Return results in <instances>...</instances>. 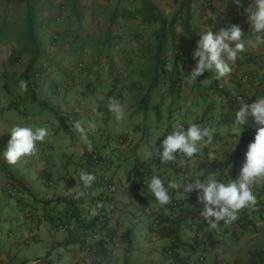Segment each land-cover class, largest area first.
Masks as SVG:
<instances>
[{"label": "crops", "instance_id": "obj_1", "mask_svg": "<svg viewBox=\"0 0 264 264\" xmlns=\"http://www.w3.org/2000/svg\"><path fill=\"white\" fill-rule=\"evenodd\" d=\"M14 1L15 5L13 6L15 8V14L7 19H5L6 5L2 6V4H0V25L3 24L4 20H7V24H12L16 20L21 30L26 31L25 19L28 9L31 8L38 25L39 41L43 44L45 53H48L46 49L48 50L50 37L53 32H58L62 37H67L72 31H78L80 34V42H78L72 50L66 51L63 48L56 49L54 52L52 49L49 50L51 51L49 55L53 58V61H55L53 66V70L56 69L57 73L55 78H49V73H47L39 84L35 86L30 85L26 87V89H22L20 87V81H25L24 72L26 64L29 62L30 55L28 53L22 54V61L9 63L7 66L3 65L2 71L4 74L6 76L10 75V78H14V81H11V84L7 85L9 87V92L13 93L14 96L18 98L19 106H25L27 109V111L21 112L16 106V109L26 117L23 123L26 124L32 120L33 116L38 115L37 117L42 123V125L40 124L41 126H46L49 129L51 127L56 128V134L54 133L56 136L61 126L66 123L65 119H67V116L72 114L78 116V112L73 105L74 97L76 95H93L96 92H99L98 101H100L101 104L107 103L106 108L108 109H111V103L116 102L122 106L126 113L129 106L135 103H141V111H146L143 122L138 123L137 121L134 128L123 131V133L120 134L114 133L111 128L113 122H116L118 126L116 113L111 110L110 114L114 113L113 115L103 116L100 114L99 120L101 122L99 121V125L96 126L98 128L96 131L99 133V141L95 146L92 148H84L75 159L73 153L71 157L61 158L60 162H57V164L54 162L52 164L49 163L46 167L42 168L40 167L41 162L52 161L53 151H51L49 144L54 134H49L43 141H37L35 151L31 154L22 156L23 162L20 166L16 163H9L7 161L4 153L8 147H1L0 144V170H3L4 177V179L0 181V188L2 191L7 192L4 187L6 179L11 177L17 179L19 188L22 189L23 193L16 199V202L22 211L27 205L50 202V206H52L57 201H61L62 203L63 200L69 198L72 192L68 190L65 184L64 175L71 172L69 170H76L83 166L87 154L94 151L107 158L106 170L111 179L114 180L119 187V192L115 197V205L108 219L109 226L116 229V227L112 225V221L116 219L114 216L115 206L118 203L123 204V207L125 206L126 203L121 195L122 192L127 190L126 187H129V183L132 179L136 180L135 188H137L136 185L140 179V175L133 173L136 162L139 161V164H141L142 167H140V170L144 169L143 166H152L155 160L162 156L164 150L163 140L174 131V126L178 123H183L185 129H187L188 122L199 124L207 111L206 114L209 118L208 127L216 128L212 136V142L210 144H203L200 151L193 158H189L178 151L175 155L177 160L182 163L183 167H166L155 170V175L160 176L161 180L166 182L164 187L167 189L169 197H176L178 199L187 198L189 192L184 191V182L188 179L194 182L195 176L203 173V175H200L202 180L205 174L202 169L204 168L205 162L212 161L213 159H224L229 153L237 151L238 145H235V147L232 141H239L237 137L238 127L235 123L239 105L234 104L232 97L240 87V76L244 73H256V78L252 85V94L254 96V98L253 96L252 98L255 99L257 93L259 95H264V44L253 46L257 35L260 34L252 31L251 24L247 19V14L243 11V9L251 3V0H243L242 6L236 5L233 0H190V12L193 16L190 25L193 35L185 34L182 25H177L176 33L178 39L176 42L178 43L175 45V48L179 47V49L181 48L184 50L186 60L183 64L178 66L176 73L173 69V60L169 58L166 60L164 59L165 69H160L159 65L162 64V59L161 64L158 65V62L152 59V52L146 46L149 42L153 41V33L159 28V25L149 26L136 19L126 21L123 17V13L125 8H128L127 6L116 5L110 0H75L73 3L76 4L72 5H68L72 0H55V10H46L43 14L45 15L47 13L51 16L56 12L58 13V17L56 19L54 17L50 23H46L41 21L42 12H40L38 8L40 5H36L34 0ZM152 1L157 4L160 11L165 16L171 18L181 6L189 0ZM61 2L65 4L63 8L59 7ZM73 5H75V8H73ZM85 10L88 11L86 12ZM83 13H89L91 17L89 19H84L82 18ZM115 13H117L115 17L117 18L116 23L112 24L111 18ZM98 17L100 18L98 19ZM77 18L80 21L77 22ZM75 24H78L79 29L75 28ZM230 24H238L241 27L243 33L242 39L246 44L245 50L238 54L236 61L230 62L232 65V72L218 79V88L212 85L213 79L216 77L215 72L205 70L197 79L192 80L189 75L195 67L198 58L193 57V53L197 49V46L192 44L190 41L191 37L192 39H201V35L204 31L211 29L213 32H218L221 28ZM49 31L51 35L45 36V32ZM108 33H112V35L119 37L123 45L130 50V54L119 62V78H122L120 77L121 70L124 71L126 69V73L123 79H119L118 81L113 80L114 76H111L110 73H105L110 72V70H106L107 67L103 68V66H105L104 64L98 65L96 63L98 58L97 51L102 47V42L107 37ZM5 34L1 38L0 54L7 57L9 52L5 51L8 49V43L15 42L17 44V50H21L22 45L17 40L21 35L17 31H11L9 35ZM169 41L171 42V39ZM230 44L234 47L235 42H230ZM171 50H174V46H171ZM167 52H169V50ZM173 52H176V50ZM54 54H56L55 57H53ZM246 54H250V57L247 58L245 56ZM164 55H166V53L163 52L162 57ZM65 58H70L71 62L66 64L64 62ZM126 58H132L135 59V61L133 64L128 65ZM77 61H83L85 63V67L82 71L73 67L74 63ZM156 74L158 75L157 79H155ZM177 78L186 81V84L193 90L203 87L206 88L213 101H208L204 104L199 103L196 101V98H200L199 95L201 94L197 93L194 100H188V98V101H186L183 98L184 101L180 102L182 87L181 85L179 87L175 85ZM6 79L5 77V80ZM12 82L15 84L13 85ZM86 84H88V86H86ZM100 84L104 87L102 91L98 90ZM138 87L142 88L143 97H137L133 94L134 90L138 89ZM138 90L140 91V89ZM130 92L132 93L130 94ZM3 98V92L0 91V100ZM127 101L128 103L130 102L131 105L126 104ZM31 103L41 105L43 110L37 111L36 107L33 105H30L32 108L30 107L29 110L28 106ZM7 106L9 105H5L3 110L9 109ZM101 108H105V106ZM160 108L161 111H159ZM176 109L181 111L183 117V119H180L178 122L173 121L172 115L170 114L171 111H175ZM9 117L12 118L11 112ZM6 121L9 126L15 125L12 121ZM159 121H161L162 128L159 132H156L158 128L157 123H159ZM68 122L76 123L78 121ZM103 122L106 125H103ZM121 126H124V123H121ZM102 127L104 129H102ZM7 129L8 128L3 127L0 131L5 133ZM124 133H127V136L122 135ZM157 134L160 135L157 136ZM121 136L125 137L124 142H120L119 138ZM243 136L244 134L241 133L240 138ZM114 139L121 145L119 155H114V153H109L104 149L109 145L110 140ZM205 140H207V138H205ZM155 145L158 146L155 148ZM209 151L216 153L215 158L209 157ZM245 156L246 154L244 157ZM34 159H37L35 164L33 163ZM73 162H75V165L72 167ZM243 166L244 165H241L239 168L233 169L231 165L228 169L224 170V172L216 175V178L221 181L225 179L239 180ZM118 179H120L122 184L121 187L125 186L122 190L117 183ZM171 181H177L179 187H171ZM140 190L142 191L141 200H143V197L157 199L149 187H142ZM258 192L259 190L257 189V195ZM72 197L75 199L76 195L73 193L71 198ZM1 202L0 199V203ZM148 202L150 201L147 200V204H149ZM158 203L161 208L158 214L151 217L150 220L152 218L155 219L160 214H166L172 211L169 201L167 204H161L158 200ZM59 208H61V206ZM202 213L200 215L192 214L188 216L180 232L183 241L194 242L196 237L202 238L201 244L205 245L203 256H207L206 260L200 262L197 260L198 254H194L190 258H187V262H185L182 258L184 254L182 252L181 255L174 259L167 255V258L163 259L164 262L167 264H224L225 262L230 264V258H232V262L235 258L237 260L239 259L240 255L238 253H241L242 259L245 258L244 254H242L244 251L243 242H245V240L242 241V239L254 229L243 230L234 227L237 219L232 223H229L228 220L224 223L220 221L219 224L217 223V227L213 228L212 225H208V223H210V220L215 221V217L208 218ZM111 217L114 218L111 219ZM44 223L51 228V237L54 241H56L60 235L66 240V235L63 232L55 233V229H53L52 226L47 222ZM195 225H197V227L194 228ZM3 226L4 225H0V231ZM40 226L41 225L35 219L24 222V228L27 230V234L28 231H33L37 235L38 239L35 241L41 240L38 233ZM127 230L128 233H130V227ZM132 233L129 234L130 240H132L133 237ZM153 233L160 237L156 232ZM254 235L255 234L252 236ZM218 236L222 237V239L219 238L220 240L217 242ZM115 238L117 237L115 236ZM160 238L164 239V243L162 244L164 249H166L167 246H171V239ZM233 240H237L238 243L242 241V243L238 245L236 242L232 243ZM4 245L5 242L0 239V264H6L8 259L5 254L6 249ZM188 246L190 247V245ZM237 246H240L238 250ZM218 247H223L226 253L229 251L234 253L236 249L237 256H233L230 252L228 254L230 258L227 259V254L226 257H224V254L222 256L224 260L221 261L219 256H217ZM179 248L182 250L181 247ZM21 252L20 249H18V251L16 250V252H11V257H13L12 260L18 258L20 253V255L22 254V258L18 261V264H26L30 259ZM105 257L109 258V260L112 259V255L104 256L102 253H97L95 255L86 254L82 252L78 246L72 255L75 264H106ZM34 263L37 262L34 261ZM109 264L114 263L110 262ZM237 264L239 263L237 262Z\"/></svg>", "mask_w": 264, "mask_h": 264}, {"label": "rangeland", "instance_id": "obj_2", "mask_svg": "<svg viewBox=\"0 0 264 264\" xmlns=\"http://www.w3.org/2000/svg\"><path fill=\"white\" fill-rule=\"evenodd\" d=\"M86 12L88 10H85ZM47 14V13H46ZM45 14V15H46ZM36 19V18H35ZM80 21L77 18V22ZM75 28L79 29L78 24H75ZM48 33V34H47ZM46 35H51V32H45ZM178 43V42H177ZM176 43V44H177ZM8 49L5 52H8L9 49H11L12 46H16L17 44L15 42L8 43ZM175 44V45H176ZM17 47V46H16ZM49 49V47H48ZM46 52L48 50L46 49ZM48 53L43 54V57L41 58L39 64H42L45 59L47 58ZM46 55V56H45ZM5 55H1L0 57H4ZM177 54L173 52V50H169V52L166 53L161 59L162 64L159 65L160 69H165L164 61L166 59H176ZM70 59V58H69ZM165 59V60H164ZM65 62V61H64ZM68 64L67 62H65ZM85 64V63H84ZM120 64L119 62L115 63H107L103 68L107 67L106 70H113L117 71L119 70ZM3 65L0 64V91L3 92V99L0 100V130L3 127L8 128L5 133L0 131V144L1 147L4 146V148L8 147L9 140L11 139V129L15 126H30V127H41L42 123L40 122L39 118L37 116H33L32 120L27 122L26 124L23 123V120L26 118L23 116L19 111H22L21 107L19 106V103H14V96L13 93L9 92L8 84H11V81H14L13 77H9L10 75L6 76L4 72L2 71ZM49 78H55L57 76L56 69L52 71H48ZM106 74L110 72H105ZM46 76V75H45ZM44 76V77H45ZM5 77L7 78L5 80ZM183 82V83H182ZM14 85L15 83L12 82ZM17 84V83H16ZM175 85L179 87L181 85L182 87V94L180 102L195 99L197 93H200L202 95H199L200 98H196V101L199 103H206L208 101H213L211 98V95H209V92L206 88L196 89L193 90L189 85L186 84V81H182L181 78H177ZM104 89L103 85L100 84L98 90L102 91ZM140 89V91L138 90ZM138 89L134 90V95L137 97H143L144 94L142 92V88L138 87ZM132 92H130L131 94ZM98 95L99 92L94 93L93 95L87 94V95H76L73 99V105L76 108L78 112V122H68L67 119H65V122L60 130L58 131L57 135H53L51 139V143L49 144L51 147V151H53V157L52 161H44L41 162L40 167H46L49 163L52 164L53 162L57 164V162H60L61 158H67L68 156L71 157V155L74 153V159L79 156V153L84 148H92L95 146L99 141V133L96 131L99 124V115L102 114L103 116L113 115L114 113L110 114V111L112 109L106 108V104H101L100 101H98ZM184 98V99H183ZM189 98V99H188ZM18 99V98H17ZM188 99V100H187ZM29 101V100H28ZM24 103V102H22ZM4 104V105H2ZM126 104L131 105V103L128 101ZM141 103H135L132 106H129V108L126 110L124 119L117 122L118 126L116 125V122H113L111 125L112 131L114 133L120 134L123 133V131H128L135 127L137 121L138 123L143 122L144 118L146 116V111H141L140 107ZM234 104H237L234 102ZM5 105L9 109L3 110ZM23 105V104H22ZM30 105H33L36 107L37 111H42L43 108L41 105L38 104H29L28 108L30 110ZM16 106L19 108L16 109ZM105 108H101L104 107ZM32 108V107H31ZM108 109V110H106ZM161 111V108L160 110ZM10 112L12 114V118L9 117ZM90 112H93L92 115H90ZM29 114V113H28ZM39 114V113H38ZM165 114V113H164ZM170 114L172 115L173 121L178 122L180 119H183L181 115V111L175 110L171 111ZM139 115V116H137ZM28 116V115H26ZM138 119V120H137ZM6 120L12 121L15 125L9 126ZM101 122V121H100ZM254 122V119L252 117H249L248 126L245 127L244 131L242 132L245 134H250L256 130V127H253L252 124ZM121 123H124V126H121ZM41 124V125H40ZM79 125V127H77ZM103 125H106L103 122ZM157 130L156 132H159L162 128L161 121L157 123ZM102 129H104L102 127ZM169 132V131H168ZM122 135H126L127 133H124ZM232 144L235 146L238 145V141H232ZM158 145H155L156 148ZM161 146V145H159ZM109 153H114V155H119L121 150V145L118 143L116 139L110 140L109 145L104 148ZM244 161L246 162V156L244 158ZM23 162V158L21 157L16 164L19 166ZM37 162V159H34L33 163L35 164ZM244 162V163H245ZM243 163V165H244ZM43 164V165H42ZM75 165V162L72 163V167ZM74 171V170H69ZM68 175L66 173L64 175L65 177ZM4 179L3 177V170H0V181ZM117 183L120 186V189L122 190L125 188V186L121 187L120 179L117 180ZM136 180L132 179V181L129 183V187H126V191L122 192V197L125 200V206L123 207V204L118 203L116 204V209L114 211V216L116 219L112 221V225L116 227L117 235L115 240L112 242V259L109 260V258L105 257L106 264H109L110 262L114 264H125L126 259L129 264H167L164 262L163 259L167 258V254L165 253V249L163 248L162 244L164 243V239H161L160 237L156 236L154 231L151 229L152 222L150 220L151 217L158 214L161 206H159L158 199L152 198V197H143V200H141L142 191L138 188H135ZM264 187V180H262L259 183V186L255 188L257 191ZM71 191V189H69ZM73 193L69 195L72 196ZM10 196L7 194V192L2 191L0 188V225H4L3 228L0 231V239L5 242V249H6V257L7 263L6 264H18L20 259L22 258V254L18 255V258L13 259L11 257V252H16L18 249H20L30 260L26 264H75V262L72 259V255L74 254V250L77 249V244L74 242H67L63 239L62 235L56 239V241L53 240L51 237V228L47 226L46 223L40 224L39 227V237L41 240L35 241V239H29L27 237V230L24 228V222L20 219L22 210L20 209L19 205L17 204L18 197ZM67 199V198H66ZM147 200L149 204H147ZM257 209L260 210L257 215L254 216L255 220V228L251 233H248L245 238L242 239L245 240L243 242V248L244 251L242 254H244L245 258H241V253H238L240 255L239 259L232 262V258H230V255H228L230 252L233 254V256H237L236 249L234 250V253L232 251L224 252V248L221 247L217 248V256L221 259V261L224 260L222 257L224 254L227 259L231 261L230 264H249V263H255V264H264V252L261 251L264 250V202L260 205L257 204ZM146 207L149 208L153 213L152 215H148L146 213ZM256 209V210H257ZM117 212V213H115ZM114 217H111V219ZM216 219V218H214ZM64 220V219H62ZM4 221V222H2ZM221 221V220H220ZM219 221V222H220ZM218 222V224H219ZM208 225H211V223H208ZM221 225V224H220ZM54 227V226H53ZM130 227L132 233V240L130 244V252L126 251V248L128 247V243L125 239V234L128 233V228ZM197 227V225L194 226V228ZM12 229V230H10ZM8 231H12L11 234H9ZM128 233V235L130 234ZM63 234V233H62ZM65 234V233H64ZM255 234L254 236H252ZM66 235V234H65ZM221 235V234H220ZM204 238V237H203ZM222 239V237L218 236L217 242ZM117 239V240H116ZM215 241V242H216ZM237 240H233L232 243H238ZM67 242V243H65ZM69 247V248H68ZM237 250L240 248V246H237ZM206 255L204 256V259L198 258L197 260L200 262H203L206 260ZM234 258V257H233ZM240 260V261H239ZM36 261L37 263H34Z\"/></svg>", "mask_w": 264, "mask_h": 264}, {"label": "clouds", "instance_id": "obj_3", "mask_svg": "<svg viewBox=\"0 0 264 264\" xmlns=\"http://www.w3.org/2000/svg\"><path fill=\"white\" fill-rule=\"evenodd\" d=\"M233 2L238 6L243 5V0H233ZM243 11L247 14L252 31L260 34L257 35L253 46L264 44V0H251V3ZM242 37V29L238 24H230L218 32H213L211 29L204 31L198 41L197 49L193 53V57L198 59L189 75L191 79H197L205 70L215 72L217 79L231 73L230 62L236 61L238 54L243 52L246 47ZM230 42H235L234 47ZM20 87L26 89V82L20 81ZM239 104L240 108L236 113L235 120L238 127V140L245 127L248 126L249 117L254 119L252 126L256 127V135L248 145L246 162L241 170L239 180L225 179L221 181L216 178V174H209L206 179L201 180L200 175H203L201 173L195 176L194 182H184L185 192L202 190L200 199L206 202L202 214L208 218H216L215 221L210 220L213 228H216L217 223L225 218L229 223H232L239 217L240 211L246 207L255 208L257 204L255 188L264 180V95H259L249 101H241ZM110 107L116 113L118 121L124 119L125 112L120 104L113 102ZM215 131V127L198 123L188 122L187 129L183 123L176 124L174 131L163 140L162 160L165 162L175 160V154L178 151L189 158L195 157L203 144L212 142ZM49 134L50 130L46 126L13 127L8 148L4 153L7 161L16 163L22 156L33 153L36 142L45 140ZM159 135L157 134V136ZM215 156V152L209 151L210 158H215ZM81 179L85 184H90L94 180V176L90 173H81ZM148 186L161 204L168 203L170 197L160 176H152ZM170 186L179 187V184L177 181H171Z\"/></svg>", "mask_w": 264, "mask_h": 264}, {"label": "trees", "instance_id": "obj_4", "mask_svg": "<svg viewBox=\"0 0 264 264\" xmlns=\"http://www.w3.org/2000/svg\"><path fill=\"white\" fill-rule=\"evenodd\" d=\"M54 1L55 0H34V3L36 5L38 4L40 5L38 8L40 9V12H42L41 21L50 23V21H52L54 17L55 19L58 17V13L56 12L53 13V15L51 16L50 14H47V15L43 14L46 10H50V11L55 10L56 4L54 3ZM73 1L75 2V0H72L71 3L70 2L68 3V5L76 4V3H73ZM110 1L115 3L116 5H124L128 7L127 9L125 8V11L123 13V17L126 21L130 19H136L139 22L145 23L149 26L159 25V28L153 33L154 35L153 41L149 42L146 46L152 52V59L155 62H158V65L161 64L162 53L163 52L167 53L168 50H171V46H174L173 51L176 50L175 53L177 54V56H176V59H173V69L176 73L178 66L183 64L186 60L185 53H184V58L179 54L180 50L183 52L184 50H182L181 48L179 49V47L175 48V44L177 43L176 41L178 39L177 33H176V27L178 24H181L183 28V32L185 34L187 33V34H191V36L193 35L192 28L190 25V21L192 20V17H193L190 12L191 1L189 0L188 2L184 3L181 6V8L171 18H168L167 16H165L160 11L157 4L152 0H110ZM0 4H2V6L6 5L5 19L14 16L15 14L14 13L15 8L13 6L15 5L14 0H0ZM64 6H65L64 2L63 3L61 2V4H59L60 8H63ZM73 8H75V5H73ZM116 16H117V13H115L114 16H112L111 18L112 24L116 23V19H117L115 18ZM35 20L36 19L34 17L33 10L29 8L26 19H25L26 31L21 30V28L17 25L16 20L12 24L10 23L7 24V20H4L3 24L0 25V44L2 42L1 38L6 32H7L6 33L7 35H9L11 31H17L18 33L21 34L17 38V40L22 45V49L17 50L16 46H12L11 47L12 53L9 57V61L10 63L20 62L23 59L22 54L28 53L30 55L29 62L28 64H26V69L24 72V77H25V82L27 84V87L30 85L35 86V82L30 81L32 74H34L35 72L40 73L41 78L43 79L44 76L48 72L42 69L41 64H39L45 51H44L43 44L39 41L38 25ZM71 33H74L75 35H77L76 42L75 44H73V47H74L76 44H78V42H80V34L78 31H72L70 32V34ZM53 34L59 35L61 39L63 40H65L66 38L70 36L69 34L67 37H62L61 34H59L58 32H53L52 35ZM170 39H171V42L169 41ZM199 40L200 38L192 39L191 37L190 41L192 42V44L198 46ZM50 42H51V37H50ZM59 48H63V47H59ZM70 50H66V51H70ZM128 54H130V50L128 47L123 45V42L120 40V38L116 37L115 35H112V33H108L107 37L102 42V47H100L97 51L98 58H97L96 63L98 65L100 64L106 65L107 63L121 62ZM55 56L56 54L53 55V57ZM46 57L47 58L45 60H47L48 64L50 66H54L55 61H53V58L49 54H47ZM126 60H127L128 65L133 64L135 61V59H132V58H126ZM121 71L122 72H121L120 77L122 78H119L118 76L120 72L119 70L117 71L110 70L111 76H114L113 80L118 81L119 79H123L126 73V69L124 71L123 70ZM157 78H158V75L156 74L155 79ZM212 85L218 88L219 80L216 77L213 79ZM86 86H88V84H86ZM240 87H241V83H240ZM256 95L259 96L258 93ZM252 96L253 94L251 93L248 101L251 100ZM206 113L204 114V116L199 122V124L204 125V126L209 125L208 123L209 118ZM67 120L70 121V115L67 116ZM49 130H50V134H54L56 132L55 127H51ZM255 135H256V130L248 135H244L243 137H241L238 141L237 151L229 153L226 156V158L220 159V160L213 159L212 161L205 162L204 168H202L203 171L205 172L202 180H204L209 174L219 175L220 173L224 172V170L228 169L231 165L233 166V169H237L241 165H243V163L245 162L244 155L247 153L248 145L252 140H254ZM155 164L156 163L154 162L153 165ZM140 167L142 166L141 164H139V161L136 162L133 168V173L136 175H140V179H141L146 167L143 166L144 169L142 170H140ZM10 180L17 181V179L14 177H11ZM136 187L140 189L143 186L140 182H138ZM201 195H202V190L196 189V190L189 192L188 197L185 199H178L176 197H170L169 199L170 207H172L171 203L173 201H179L180 205L183 206L182 212L179 213L176 219H171L169 217L170 213H166V214L158 215L153 221L151 229L154 232H156L160 237L171 239L172 240L171 246L173 248L178 249V251L180 250L172 257L173 259L181 255L182 252L184 253L182 258L184 259L185 262H187V258H190L194 254H198V258L203 256L204 254L205 245L201 244L202 238L196 237L194 242L183 241L182 235L180 232V229L184 225V223H186V218L188 216H191L192 214L200 215L202 211L205 209L206 202L200 199ZM112 200L115 201L114 199ZM263 202H264V187L259 190L258 195H257V204L260 205ZM42 203L46 205L51 204L50 202H42ZM77 204H78L77 201H73L70 199H65L62 201V203L61 201L55 202V204L52 205L51 208L52 210L55 209L57 211V217H50V219L52 221L57 218L59 220H62V219L69 220L70 215H71L70 213L72 214L75 213L72 210V208ZM257 204L255 208L246 207L243 210H241L240 215L237 218L234 227L246 230V229H250V226H251L254 229L256 226L254 223L255 222L254 216L257 215V213L260 211L257 209L258 207ZM60 206L61 208H59ZM172 210H173V207H172ZM225 219L221 220L222 221L221 223H224L228 220L227 218ZM8 232L9 234L12 233V231H8ZM116 234H117L116 229L110 227L109 233H108L109 238L111 240H114ZM124 237L128 243V247L126 248V251L130 252L131 240L129 239L128 233L125 234ZM67 241L72 242L69 239H67ZM188 245H190V247ZM179 247H181L182 250ZM261 252L263 253L264 250H262ZM129 263L130 262H128V260L126 259L125 264H129Z\"/></svg>", "mask_w": 264, "mask_h": 264}, {"label": "built area", "instance_id": "obj_5", "mask_svg": "<svg viewBox=\"0 0 264 264\" xmlns=\"http://www.w3.org/2000/svg\"><path fill=\"white\" fill-rule=\"evenodd\" d=\"M91 16L89 13L82 14V18L89 19ZM100 17H98L99 19ZM77 35L71 33L68 38L65 40L61 39L59 35L53 34L51 36V42L49 44L48 52L51 54L58 49L63 47L65 50H70L75 44ZM12 53V49L9 50V55L7 57H0V64L7 66L10 61L9 57ZM53 54V53H52ZM179 54L184 58V52L179 51ZM247 58L250 57V54L245 55ZM65 62L69 63L71 60L65 58ZM184 62V60H183ZM85 64L82 61H77L74 63L73 67L79 71H82ZM42 69L46 71H52L53 66H50L45 60L41 64ZM256 78V73H244L240 76L241 87L238 89L232 97V100L239 105L241 101H248L250 94L253 91V83ZM40 73L35 72L31 75L30 81L35 82V85L38 84L41 80ZM14 103H18V99L14 98ZM22 111L26 110L25 106L21 107ZM93 112H90L92 115ZM70 121H78L77 115H70ZM120 142L125 141V137L121 136L119 138ZM162 157V156H161ZM161 157H158L155 160V165L147 166L143 172V176L138 180L143 186V188H148V183L152 176H154L155 170L166 168V167H183L182 163L177 159L172 161H163ZM107 158L104 156L91 151L86 156V161L80 168L71 171L65 177V184L71 192L76 195L67 199L77 201L78 204L75 205L72 210L75 213H70L69 220H51L50 217H57V211L52 210V206L46 205L44 203H37L34 205H27L23 208L21 214V220L23 222L31 221L35 219L39 224L47 222L50 226H54L55 233L63 232L66 234V239L71 240L76 243L80 250L86 254L95 255L103 254L104 256L112 255L111 244L113 240L109 238V229L108 224L109 215L115 205L116 195L119 192V187L114 180L108 174L106 170ZM81 173H90L94 176V180L90 184H85L81 179ZM187 182H193L192 180H187ZM165 185L166 182H163ZM4 187L10 196L17 197L23 193L22 189L19 188V183L17 181H12L10 178L6 179ZM71 194V193H70ZM173 210L170 212L169 217L171 219H176L179 213L182 212L183 206L180 205L179 201H173L172 203ZM146 213L152 215V211L149 208H146ZM224 220V219H223ZM51 221V222H50ZM154 221V218L151 219ZM153 224V223H152ZM250 229L252 227L250 226ZM28 240L35 239L37 240V235L33 231H28L27 234ZM178 251V249L173 248L172 246H167L165 253L172 258ZM200 259H204L203 256ZM224 264H227L225 262ZM249 264H253L252 262Z\"/></svg>", "mask_w": 264, "mask_h": 264}]
</instances>
